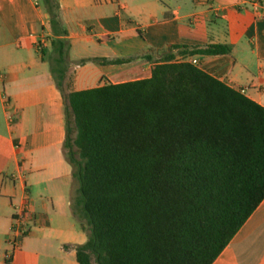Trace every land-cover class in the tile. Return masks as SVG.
<instances>
[{"label": "trees", "instance_id": "16d2710c", "mask_svg": "<svg viewBox=\"0 0 264 264\" xmlns=\"http://www.w3.org/2000/svg\"><path fill=\"white\" fill-rule=\"evenodd\" d=\"M43 4L70 207L87 235L74 245L77 262L211 264L264 198V107L171 53L147 78L67 91V30L57 0Z\"/></svg>", "mask_w": 264, "mask_h": 264}, {"label": "crops", "instance_id": "0c3cea01", "mask_svg": "<svg viewBox=\"0 0 264 264\" xmlns=\"http://www.w3.org/2000/svg\"><path fill=\"white\" fill-rule=\"evenodd\" d=\"M42 1V2H41ZM57 0L67 30V91L147 78L165 54L264 107V0ZM43 0H0V264H79L63 97L50 73ZM228 45L215 54H181ZM120 60L100 62L96 60ZM84 60V61H83ZM29 202L12 246V217ZM211 264H264V198Z\"/></svg>", "mask_w": 264, "mask_h": 264}, {"label": "built area", "instance_id": "2783aa9c", "mask_svg": "<svg viewBox=\"0 0 264 264\" xmlns=\"http://www.w3.org/2000/svg\"><path fill=\"white\" fill-rule=\"evenodd\" d=\"M249 2L253 5L259 3L257 0H249ZM29 214V202L28 200H25L23 206L12 217L9 234L7 237V241L12 246H15L18 237L23 235L27 231V224L30 219Z\"/></svg>", "mask_w": 264, "mask_h": 264}, {"label": "rangeland", "instance_id": "374dc122", "mask_svg": "<svg viewBox=\"0 0 264 264\" xmlns=\"http://www.w3.org/2000/svg\"><path fill=\"white\" fill-rule=\"evenodd\" d=\"M42 2V1H41Z\"/></svg>", "mask_w": 264, "mask_h": 264}]
</instances>
